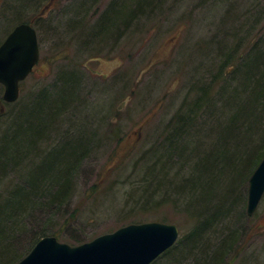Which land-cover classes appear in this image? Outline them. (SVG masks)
Here are the masks:
<instances>
[{
	"label": "trees",
	"instance_id": "trees-1",
	"mask_svg": "<svg viewBox=\"0 0 264 264\" xmlns=\"http://www.w3.org/2000/svg\"><path fill=\"white\" fill-rule=\"evenodd\" d=\"M126 1H110L90 28L89 39L81 40L83 47L93 39L106 40L113 28H128L139 15L148 17L144 14H152L162 2L129 0L133 1L131 8ZM208 1L198 0L197 6ZM18 23L34 26L30 20ZM240 27L231 31L219 28L223 31L196 48V53L214 54L210 67L190 84L157 140L141 157L144 167L136 189L138 208L171 206L189 224L188 231L152 264H222L229 250L238 246V231L230 226L225 225L216 241L209 234L225 219L234 218L240 207L244 214L248 180L264 157V31L253 35L251 29ZM82 30L83 26L80 34ZM81 84L77 71L63 68L47 86L17 104L15 112H0V121L10 120L0 136V264H16L45 236L71 246L87 242L59 240L54 228L59 222L69 225L77 221L76 210L70 208L73 183L92 144L87 117L82 116L87 108L80 98ZM0 101L9 106L2 96ZM68 113L77 122L69 126L77 130L71 132L67 127V132L60 133V126L68 125ZM51 135L56 137L55 143ZM174 168L175 173L170 174ZM11 173L18 179L16 183L4 177ZM34 212L45 217V222L39 217L29 244L17 254L15 245L28 232ZM165 218L156 219L165 223Z\"/></svg>",
	"mask_w": 264,
	"mask_h": 264
},
{
	"label": "rangeland",
	"instance_id": "rangeland-1",
	"mask_svg": "<svg viewBox=\"0 0 264 264\" xmlns=\"http://www.w3.org/2000/svg\"><path fill=\"white\" fill-rule=\"evenodd\" d=\"M22 1L0 0V42L17 22L30 20L40 57L21 83L18 100L9 106L0 101V112H15L19 103L47 86L63 68L78 72L80 98L84 99L81 103L87 108L82 116L87 117L92 144L90 154L74 173L70 205L78 218L69 225L59 222L60 229L54 227L59 240L88 241L131 221H157L160 216L177 227L180 238L189 225L181 211L171 206L138 208L136 189L144 167L141 157L157 140L190 84L213 60L214 54L196 53V48L205 46L223 27L231 31L242 25L241 29H251V33L263 32L264 0H209L201 7L198 0H162L152 14H144L148 17L142 14L128 28H113L106 40L93 39L87 48L81 40L89 39L90 28L111 0ZM126 3L133 7V1ZM72 117L71 113L65 116L68 125L62 124L60 133L67 132V127L71 132L77 130L69 126L77 124ZM9 122L1 119L0 136ZM54 139L51 135L52 143ZM4 177L18 181L13 173ZM240 209L234 218L225 219L213 229L209 238L216 241L225 225L230 226L238 231V246L229 250L222 264H264V194L251 216L246 215V204L244 214ZM39 217L34 212L29 218L28 232L15 245V253L29 244ZM41 220L45 222V217Z\"/></svg>",
	"mask_w": 264,
	"mask_h": 264
},
{
	"label": "water",
	"instance_id": "water-1",
	"mask_svg": "<svg viewBox=\"0 0 264 264\" xmlns=\"http://www.w3.org/2000/svg\"><path fill=\"white\" fill-rule=\"evenodd\" d=\"M39 59L35 29L16 25L0 44L2 100L13 103L19 84L32 72ZM264 194V157L248 180L246 214L251 216ZM173 224L157 221L132 223L89 242L70 246L53 236L39 239L16 264H151L177 241Z\"/></svg>",
	"mask_w": 264,
	"mask_h": 264
},
{
	"label": "bare ground",
	"instance_id": "bare-ground-1",
	"mask_svg": "<svg viewBox=\"0 0 264 264\" xmlns=\"http://www.w3.org/2000/svg\"><path fill=\"white\" fill-rule=\"evenodd\" d=\"M19 24H21V23H18V24H16V25H19ZM26 24H28V23H26ZM16 25H14L12 28H11V30L16 26ZM30 25V24H29ZM31 27H33L32 25H30ZM5 38V37H4ZM1 44V43H0ZM197 47V46H196ZM2 135H4V134H2ZM86 157H88V156H86ZM260 163V162H259ZM258 166V165H257ZM257 168V167H256ZM255 168V169H256ZM254 172V171H253ZM25 173H26V171L21 175V177H22V179L25 177ZM252 175V174H251ZM19 181H20V179H19ZM13 187V186H12ZM12 189H14V188H12ZM247 190H248V188H247Z\"/></svg>",
	"mask_w": 264,
	"mask_h": 264
}]
</instances>
